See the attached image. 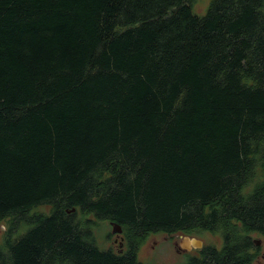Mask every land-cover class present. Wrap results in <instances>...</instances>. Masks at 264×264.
<instances>
[{
	"label": "trees",
	"instance_id": "trees-1",
	"mask_svg": "<svg viewBox=\"0 0 264 264\" xmlns=\"http://www.w3.org/2000/svg\"><path fill=\"white\" fill-rule=\"evenodd\" d=\"M194 3L0 0V264H142L150 235L205 233L221 248L186 264H253L264 0Z\"/></svg>",
	"mask_w": 264,
	"mask_h": 264
},
{
	"label": "rangeland",
	"instance_id": "rangeland-1",
	"mask_svg": "<svg viewBox=\"0 0 264 264\" xmlns=\"http://www.w3.org/2000/svg\"><path fill=\"white\" fill-rule=\"evenodd\" d=\"M209 2L210 0H195L193 12L198 16L205 15ZM111 230L109 224L105 222L96 237L98 247L102 250L112 248L114 252L124 251L121 234L117 236L112 234ZM4 232L5 224L0 223V244L2 243ZM184 237L188 236L173 235L167 237L161 234L150 235L140 247L137 259L142 264H186L191 257L199 255L198 251L200 249L188 250L183 247ZM188 238L199 239L202 242V247L211 245L219 249L222 246L221 238L218 235L205 233L200 237ZM252 239L259 240V245L255 246L258 250L253 264H264V239L256 235H253ZM119 243H122L121 247Z\"/></svg>",
	"mask_w": 264,
	"mask_h": 264
},
{
	"label": "water",
	"instance_id": "water-1",
	"mask_svg": "<svg viewBox=\"0 0 264 264\" xmlns=\"http://www.w3.org/2000/svg\"><path fill=\"white\" fill-rule=\"evenodd\" d=\"M111 232L112 234H115L119 236L122 233L121 227L115 223H110ZM253 243L255 246L259 245V240H253ZM122 243H119V246L121 247ZM183 247L186 249H201L202 248V242L199 239L195 238H183Z\"/></svg>",
	"mask_w": 264,
	"mask_h": 264
}]
</instances>
